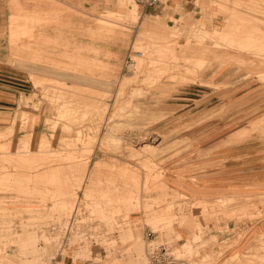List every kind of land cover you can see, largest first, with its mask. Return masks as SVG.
Listing matches in <instances>:
<instances>
[{"label": "rangeland", "instance_id": "374dc122", "mask_svg": "<svg viewBox=\"0 0 264 264\" xmlns=\"http://www.w3.org/2000/svg\"><path fill=\"white\" fill-rule=\"evenodd\" d=\"M130 1L0 0V264H264V184L203 149L264 143V0Z\"/></svg>", "mask_w": 264, "mask_h": 264}, {"label": "crops", "instance_id": "0c3cea01", "mask_svg": "<svg viewBox=\"0 0 264 264\" xmlns=\"http://www.w3.org/2000/svg\"><path fill=\"white\" fill-rule=\"evenodd\" d=\"M74 1V0H70ZM12 17L15 15L12 14ZM2 39L0 40V42ZM221 70V72H220ZM220 72L217 75V72ZM226 73L224 68L205 74L207 79L220 78ZM16 73L7 68H0V100L8 101V92L12 89H19L17 85L21 79L16 77ZM239 132H229L220 137L218 141L209 147H203L209 155L219 156L222 163L220 174L216 179H212L207 184H213L219 189H236L239 187H248L264 184V143H260L258 138L253 136L250 139L240 141L236 137ZM236 139V140H235Z\"/></svg>", "mask_w": 264, "mask_h": 264}, {"label": "built area", "instance_id": "2783aa9c", "mask_svg": "<svg viewBox=\"0 0 264 264\" xmlns=\"http://www.w3.org/2000/svg\"><path fill=\"white\" fill-rule=\"evenodd\" d=\"M138 4L144 8H162L166 6L169 0H136ZM151 260L152 264H172L175 261L172 253L163 245L156 246L152 249Z\"/></svg>", "mask_w": 264, "mask_h": 264}, {"label": "bare ground", "instance_id": "6f19581e", "mask_svg": "<svg viewBox=\"0 0 264 264\" xmlns=\"http://www.w3.org/2000/svg\"><path fill=\"white\" fill-rule=\"evenodd\" d=\"M108 1H109V0H108ZM211 1H212V0H211ZM126 2H127L128 4L131 3L130 0H129V1L126 0ZM126 2H125V3H126ZM198 2L201 3L202 5L206 3L204 0H202V1H198ZM216 2H217V0H214V4H215ZM120 3H121V2H120ZM125 3H124V4H125ZM127 6H128V5H127ZM125 7H126V6H125ZM127 8H128V7H127ZM130 9H131L132 11H129ZM134 10H135V4H132V7L129 8L128 11H127V12H128L127 15H133V11H134ZM137 55H138V56H142V53H141L140 51H137ZM258 76H259V74H258ZM76 80H77V79H76ZM80 81H82V80H80ZM57 82H58V81H57ZM76 82H77V81H76ZM79 83H80V82H79ZM84 84H85V83H84ZM29 142H30V140H29ZM29 142H28V143H29ZM23 143H25V141H24ZM41 143H43V141H42ZM61 194H63V196H71V195H69V192H63V191H61Z\"/></svg>", "mask_w": 264, "mask_h": 264}]
</instances>
